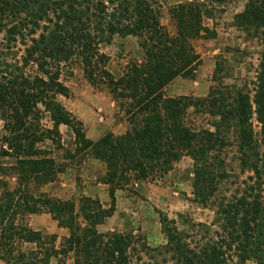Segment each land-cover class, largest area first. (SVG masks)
Instances as JSON below:
<instances>
[{
	"label": "trees",
	"instance_id": "1",
	"mask_svg": "<svg viewBox=\"0 0 264 264\" xmlns=\"http://www.w3.org/2000/svg\"><path fill=\"white\" fill-rule=\"evenodd\" d=\"M168 14L172 34L160 23L158 0H0L4 50H16L0 63V156L12 161L7 177L15 179L13 189L0 181L5 264H63L67 258L72 264H229L233 258L264 264V0H247L233 18L238 31L262 46L254 81L225 83L231 70L220 59L204 98L167 97L164 90L177 78H194L199 58L193 42L216 37L203 24L213 11L189 3ZM115 37L135 38L142 53L119 78L106 70L109 57L100 53ZM74 64L89 86H105L118 103L128 123L124 134L92 141L58 101L69 97L61 76ZM190 110L208 118L205 128L191 125ZM61 126L73 136L74 154L104 165L99 183L108 188L107 208L98 199L62 201L40 193L67 171L63 162L75 158L64 151ZM53 150L63 152L62 163ZM185 157L192 162L193 202L212 212L210 224L188 221L180 231L175 220L160 215L166 242L159 248L98 231L115 212L117 191L160 181ZM37 214H48L68 232L58 249L53 237L25 224ZM20 245L34 248L24 252Z\"/></svg>",
	"mask_w": 264,
	"mask_h": 264
},
{
	"label": "rangeland",
	"instance_id": "2",
	"mask_svg": "<svg viewBox=\"0 0 264 264\" xmlns=\"http://www.w3.org/2000/svg\"><path fill=\"white\" fill-rule=\"evenodd\" d=\"M247 0H233L224 5H218L214 0H158L160 7V23L169 32L174 33V26L168 11L178 4H199L207 10L213 11L211 19L203 21L204 26L213 30L216 37L212 40H199L193 42V48L198 56V67L194 78H177L164 90L167 97L191 96L204 98L209 88L213 85L212 76L215 64L220 59L227 61L232 77L225 80L227 84L242 86L245 81H254L259 54L262 46L256 40H251L238 31L233 24V18L243 10ZM5 34L0 35V63L7 61L9 55L4 50ZM15 53L17 59L21 56L20 47ZM100 53L109 57L106 70L114 78H119L130 63H140L142 53L135 38H113L109 45L102 44ZM66 73H71L69 76ZM61 82L69 90V97H59L58 101L64 108L83 123L86 137L97 141L103 135L111 133L118 136L119 132L128 129V123L118 103L114 102L105 86L92 88L83 78L80 67L76 64L65 69ZM77 115H76V114ZM188 120L197 129L205 128L208 118L192 115L189 111ZM49 127L47 119L43 121ZM255 133L259 127L253 123ZM64 151L74 155V159L67 163V171L57 176L53 183L45 185L40 193L49 198L62 201L77 202L80 197L90 195L98 199L103 207L109 206L107 188L99 183L105 172V167L88 155L74 154V139L64 126L59 127ZM90 132V133H89ZM117 133V134H115ZM100 135V136H99ZM4 136L3 123L0 121V152ZM99 136V137H98ZM53 156L62 163L63 152L53 150ZM12 161L0 156V181L8 184L9 189L15 187V179L7 177V167ZM4 169V170H3ZM192 162L189 158H182L177 162L172 171L163 179L156 182L135 184L125 190L119 191L118 211L115 209L113 216L98 227L100 233H120L131 235L134 239L144 240L151 248H159L166 242L160 228V215H165L169 220L176 221L178 230H186V222L210 224L213 214L208 209L193 202L192 196ZM106 189V190H104ZM106 191V192H105ZM104 201H107L104 203ZM25 224L43 237L55 239L54 246L58 249L63 239L68 236L65 229L57 226L48 214L27 216ZM32 245H20L24 252L33 250ZM0 264H5L0 260ZM50 264H57L51 260ZM63 264H72L71 259H66ZM229 264H254L252 261L239 262L233 258Z\"/></svg>",
	"mask_w": 264,
	"mask_h": 264
},
{
	"label": "crops",
	"instance_id": "3",
	"mask_svg": "<svg viewBox=\"0 0 264 264\" xmlns=\"http://www.w3.org/2000/svg\"><path fill=\"white\" fill-rule=\"evenodd\" d=\"M76 114V113H75ZM77 115V114H76ZM90 133V132H89ZM115 134H117V133H115ZM122 134H124V132H119L117 135H122ZM100 136V135H99ZM98 136V137H99ZM106 187V186H105ZM107 188V187H106ZM104 190H106V189H104ZM106 192V191H105ZM107 192H108V188H107ZM118 192L119 191H117L116 193H115V199H116V203H115V209L118 211V198H119V195H117L118 194ZM88 198H90L91 196L90 195H88L87 196ZM95 197V196H94ZM94 197H92V198H94ZM108 199H109V196H108ZM107 201H104V203H106ZM115 213H116V211H115Z\"/></svg>",
	"mask_w": 264,
	"mask_h": 264
}]
</instances>
